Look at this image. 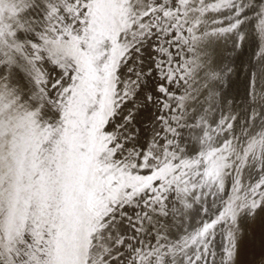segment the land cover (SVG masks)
Instances as JSON below:
<instances>
[{"label":"snow or ice","instance_id":"obj_1","mask_svg":"<svg viewBox=\"0 0 264 264\" xmlns=\"http://www.w3.org/2000/svg\"><path fill=\"white\" fill-rule=\"evenodd\" d=\"M257 221L264 0H0V264H240Z\"/></svg>","mask_w":264,"mask_h":264},{"label":"bare ground","instance_id":"obj_2","mask_svg":"<svg viewBox=\"0 0 264 264\" xmlns=\"http://www.w3.org/2000/svg\"><path fill=\"white\" fill-rule=\"evenodd\" d=\"M228 55L232 56L235 55V53H229ZM250 55H252L251 46L245 49L241 59L246 61ZM232 92L233 94L242 96V84L239 82L234 84ZM239 103H242V101H238V104ZM150 119L151 113L145 112L138 120V123H141V121L146 122ZM141 127H143L142 123ZM143 134L146 135V133ZM239 261L240 264H264V221H257L248 229L247 241L242 248Z\"/></svg>","mask_w":264,"mask_h":264}]
</instances>
